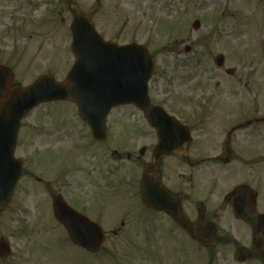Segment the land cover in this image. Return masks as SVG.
Here are the masks:
<instances>
[{"label":"rangeland","instance_id":"1","mask_svg":"<svg viewBox=\"0 0 264 264\" xmlns=\"http://www.w3.org/2000/svg\"><path fill=\"white\" fill-rule=\"evenodd\" d=\"M70 3L91 16L95 28L107 26L105 40L115 36L119 45L147 50L154 60L151 106H162L180 122L202 115L231 122L264 115V0H0V67L10 69L11 85L22 90L43 76L64 82L74 63ZM217 55L224 57L222 69L213 63ZM106 130V140L94 142L70 101L41 105L21 121L14 157L23 171L0 210V241L11 250L0 264H264L257 257L237 262L238 246L254 252L252 230L236 223L229 209L214 221L217 245L205 249L167 216L144 208L139 188L144 164L152 162L145 140L152 132L142 113L132 106L114 108ZM250 145L247 162L255 157ZM219 151L189 157L196 161ZM163 164V185L177 188L178 161L167 158ZM207 167L220 169L212 161L199 163L203 172ZM238 182L218 181L209 197L193 178L183 206L190 222L199 217L192 210L201 203L218 208ZM55 195L100 225L105 236L97 254L74 247L54 221Z\"/></svg>","mask_w":264,"mask_h":264},{"label":"water","instance_id":"2","mask_svg":"<svg viewBox=\"0 0 264 264\" xmlns=\"http://www.w3.org/2000/svg\"><path fill=\"white\" fill-rule=\"evenodd\" d=\"M68 9L72 15L71 52L75 63L63 83H56L52 77H40L21 91L18 86L9 85L12 80L10 70L0 67V210L6 207L21 175L22 166L13 158L20 121L40 104L74 102L80 118L97 142L106 138L105 124L110 110L133 105L146 114L150 125L156 129L159 155L182 156L186 148L185 128L162 109L149 107L147 83L152 74L153 59L146 50L138 45L119 47L114 41L104 43L76 4H69ZM193 28H199L198 21L194 22ZM214 62L217 67H222L223 57L218 55ZM153 169L152 164L145 166L140 188L143 204L149 209L165 212L203 247L215 246V226L202 221L190 224L182 214L180 196H173L164 189ZM252 209L243 200L233 204L236 218L247 219ZM52 212L73 245L92 254L100 250L104 235L96 223L75 212L60 196L53 198ZM262 232L264 216H259L254 236ZM255 246L261 251L263 243L258 240ZM9 252L7 243L0 241V259H5ZM243 259L241 256L239 261Z\"/></svg>","mask_w":264,"mask_h":264},{"label":"flooded vegetation","instance_id":"3","mask_svg":"<svg viewBox=\"0 0 264 264\" xmlns=\"http://www.w3.org/2000/svg\"><path fill=\"white\" fill-rule=\"evenodd\" d=\"M96 2L98 3V1ZM89 19L92 21L91 16H89ZM106 27L107 26L103 25L98 26V28L96 27V30L102 37L104 36L103 32L106 31ZM111 40H115L118 43V38L115 36L105 41L108 42ZM144 119L147 127L152 132L151 136L145 138V140L149 142L148 146L151 147L152 164L154 166L153 171L158 175L161 184H163L162 179H164L163 160L173 158L176 159L180 165L182 171L180 174L181 182L177 185V188H167L165 185L164 186L172 194L180 195L182 207L189 198L188 191L191 189L190 183L193 182V178L197 179V182L199 181L202 184L206 193H209V197H211V190L216 187L218 181L223 182L227 179L239 180V182L235 183L223 196L218 208L215 205L206 207L201 203L202 208L199 207L195 211L192 210L191 213L192 215H199L198 220L202 221L205 220L204 215H213L212 220L215 221L218 215H222L226 209H229L231 215H234L232 203L239 200V198L242 200V196L245 195L246 201H243L246 202L248 206L252 204L253 212L247 219H233L236 223L248 226L249 229L253 231L257 224V216L264 215V115H253L236 122L221 120V118L213 119L211 116L202 115L182 122L181 124L188 132V141L182 156L174 154L160 156L158 154L160 141L156 131L149 126L145 116ZM224 119H226V117ZM140 139L142 138L140 137ZM249 144H251L250 146L252 147H256V151L255 157H251L249 162H247L245 157L247 156V152L245 149L249 147ZM218 149L220 151L216 156L198 159L196 161H191L189 157V155L204 154L205 151L213 153ZM143 150L145 153V149ZM237 152H240L241 157L238 156ZM203 161H212L219 166L220 169L215 170L213 167H207L206 172H203L202 169L199 168V163ZM237 161L242 162L238 167L233 165V163ZM191 170L195 176L191 174ZM261 203L262 208L259 210V204ZM82 214L85 215L84 213ZM151 214L166 215L163 212L154 211H151ZM183 214L187 215L184 207ZM243 250H245L246 253H243ZM237 254L238 256L241 254L245 255L247 259L255 257L261 259V255L255 248L254 252H252L251 249H241V247L238 246Z\"/></svg>","mask_w":264,"mask_h":264}]
</instances>
